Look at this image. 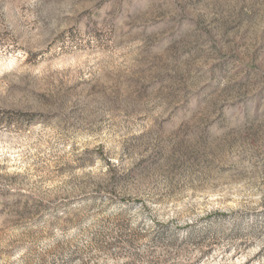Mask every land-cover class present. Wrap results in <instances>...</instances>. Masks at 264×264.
<instances>
[{"label": "rangeland", "instance_id": "374dc122", "mask_svg": "<svg viewBox=\"0 0 264 264\" xmlns=\"http://www.w3.org/2000/svg\"><path fill=\"white\" fill-rule=\"evenodd\" d=\"M0 264H264V0H0Z\"/></svg>", "mask_w": 264, "mask_h": 264}]
</instances>
